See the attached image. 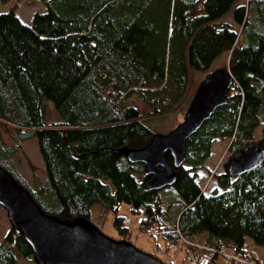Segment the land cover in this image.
I'll return each mask as SVG.
<instances>
[{
	"label": "trees",
	"instance_id": "1",
	"mask_svg": "<svg viewBox=\"0 0 264 264\" xmlns=\"http://www.w3.org/2000/svg\"><path fill=\"white\" fill-rule=\"evenodd\" d=\"M41 2L48 16L40 35L0 16V166L44 213L62 221L92 223L101 205L99 217L114 213L126 241L127 219L117 212L127 204L142 216L140 232L162 240L164 251L183 255L184 263L217 264L227 251L250 260L247 239L264 246V161L236 181L220 177L209 194L199 178L216 141L229 139L236 155L255 144L264 121V0ZM225 57L234 78L227 105L188 141L175 185L150 191L145 166L121 151L143 149L163 134L148 119L171 112L187 95L188 110ZM133 98L145 109L132 105ZM32 139L47 177L38 189L13 161ZM167 160L174 167L169 153ZM0 264H37L12 227L0 244Z\"/></svg>",
	"mask_w": 264,
	"mask_h": 264
},
{
	"label": "water",
	"instance_id": "2",
	"mask_svg": "<svg viewBox=\"0 0 264 264\" xmlns=\"http://www.w3.org/2000/svg\"><path fill=\"white\" fill-rule=\"evenodd\" d=\"M234 78L228 69L215 71L201 83L185 120L169 134H156L143 149L121 151L130 163L145 166L152 180L150 191H163L176 183V171L186 162L188 141L228 103ZM170 154L174 167L167 160ZM264 161V149L253 144L234 155L229 178L256 170ZM0 207L7 212L11 227L31 246L37 264H165L128 241L104 235L85 219L62 221L47 215L30 192L0 166Z\"/></svg>",
	"mask_w": 264,
	"mask_h": 264
},
{
	"label": "rangeland",
	"instance_id": "3",
	"mask_svg": "<svg viewBox=\"0 0 264 264\" xmlns=\"http://www.w3.org/2000/svg\"><path fill=\"white\" fill-rule=\"evenodd\" d=\"M248 0H238L239 4L247 3ZM12 17L16 21L20 22L23 27L35 32H38V27L41 26L42 18L48 16L46 8L41 0H11L9 3H3L0 0V16ZM226 21L231 22V16L225 18ZM241 34V29L237 28ZM42 36V35H41ZM229 58L225 57L223 61L219 62L217 66L219 69L229 68ZM190 96L187 95L181 103L175 107L171 112H168L162 116H158L152 119H148L150 125L155 129H158L159 133L168 134L171 132L173 125H178L183 123L185 120V113L187 111L186 105L188 103ZM137 99H132L131 104L139 107L140 109H145L144 105L140 101H135ZM52 120L57 121L58 117L55 118L54 112ZM255 144L260 145L264 139V121L256 129L255 134ZM5 139L10 143L11 140L9 136L5 134ZM229 139H219L213 144V151L211 158L206 162L205 168L200 170L199 184L202 189H206L207 194L211 193L214 189L218 188V180L222 176H228L230 172V161L235 153L230 151ZM14 164L18 172L27 181V183L33 188L38 189L46 183V172L45 164L41 157L38 141L37 139H32L24 144H22V151L18 153L14 159ZM142 180V176H138ZM165 198L171 200L173 197L171 193L165 192ZM102 212V206L97 205L94 208L95 217L92 218V223L97 226L101 232L109 237L110 239L116 241H122V237L116 230L114 221L116 215L114 213H109L105 218L99 217ZM178 212L177 207H172L170 209L171 216H176ZM117 215L126 219H130V223L127 225L130 230V235L128 236V242L132 243L140 251L156 255L165 264H189L182 262V256L176 253L165 252V245L162 240L151 237L147 234H143L139 230L140 221L142 219L141 215L134 214L131 207L127 204H122L119 207ZM11 229V224L8 220L7 212L2 207H0V244L4 241L5 236ZM247 243L250 247V263L259 262L264 264V246H256L251 239H247ZM231 252L227 251L224 255H221L217 264H231L228 257H231ZM23 263H26L23 261Z\"/></svg>",
	"mask_w": 264,
	"mask_h": 264
},
{
	"label": "built area",
	"instance_id": "4",
	"mask_svg": "<svg viewBox=\"0 0 264 264\" xmlns=\"http://www.w3.org/2000/svg\"><path fill=\"white\" fill-rule=\"evenodd\" d=\"M202 190L204 193H207L205 188ZM130 222H131L130 219H127L125 221V225H128ZM228 260H229V262L235 263V264H253V263H250L248 260H245V259H242L239 257H235V256L228 257Z\"/></svg>",
	"mask_w": 264,
	"mask_h": 264
}]
</instances>
